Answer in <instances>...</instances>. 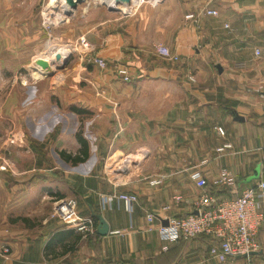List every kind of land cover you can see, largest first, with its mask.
I'll return each instance as SVG.
<instances>
[{
  "label": "crops",
  "instance_id": "crops-1",
  "mask_svg": "<svg viewBox=\"0 0 264 264\" xmlns=\"http://www.w3.org/2000/svg\"><path fill=\"white\" fill-rule=\"evenodd\" d=\"M83 3L62 34L69 42L85 35L92 49L74 54L61 79L48 78L42 89L28 90L29 100L15 96V111L25 108L32 120L19 123L22 133L15 141L13 191L21 228L11 236L0 231L13 247L8 264H264V222L260 252L222 262L210 252L215 239L200 234L170 242L150 229L159 220L147 218L149 211L158 217L194 211L204 191L191 179L195 168L212 195L227 190L215 182L222 168L232 172L235 185H251L260 177L264 0H159L126 16ZM206 6L219 14H205ZM188 13H196L198 21L187 19ZM158 43L168 45L178 60L160 55ZM94 55L105 58L107 67L95 64ZM119 64L129 67L130 81L118 72ZM165 97L174 101L167 104ZM54 115L63 121L52 120ZM79 135L88 156L74 161L85 156ZM25 143L26 152L20 150ZM228 143L231 147L220 150ZM105 153L131 156L135 165L109 164ZM121 194L137 199L126 202ZM66 196L77 199L80 215L93 217L97 228L96 214L103 215L109 233L85 237L52 217L54 201Z\"/></svg>",
  "mask_w": 264,
  "mask_h": 264
},
{
  "label": "rangeland",
  "instance_id": "rangeland-1",
  "mask_svg": "<svg viewBox=\"0 0 264 264\" xmlns=\"http://www.w3.org/2000/svg\"><path fill=\"white\" fill-rule=\"evenodd\" d=\"M146 2H154V0H144L142 3H140V0H131L128 3L116 1L117 5L115 6L117 7H114L112 10L118 12L120 16L132 15ZM56 4H59L56 0H39L38 2H35V0H0V231L6 229L9 236H11V232L15 228H21V225L16 223L19 220L17 218L20 216L16 214L15 195L13 191L15 183L14 172L16 169L15 146L17 145L14 140L22 133L19 123L29 124L32 120L30 119V115L23 113L25 112L23 110L25 108L21 107L18 110L20 111L19 113L15 111V96L18 95L20 101H27L30 99L27 93L28 90H34L36 86L42 89V82H46L48 78L55 77L57 80L59 78L61 79L69 60L74 57L73 55L69 56L64 68H61L63 61L60 62L62 64H59L57 60H54L56 62L52 63L48 69L42 68L37 63L39 58H46L52 55L53 50L63 47L69 42L65 38L66 34L64 36L62 34L65 22H60V18L55 17L57 12L61 10L60 7H54ZM83 4V6L96 5L103 9H109L111 7L109 2L103 0H85ZM50 10L53 11L50 13ZM47 16H49L48 22ZM164 100L168 104L170 103L169 101L173 102L174 98L165 97ZM178 100L181 101V104L185 101L179 93ZM4 102H6L5 105L2 104ZM152 107H155V105ZM53 119L54 121H63V117L58 115H54ZM217 126L219 125L217 124L215 127ZM200 135H204L202 131H200ZM26 145L25 143L19 149L26 152L28 150V145ZM178 149L182 153L190 152L189 147L178 146ZM199 151L201 152V146L199 147ZM105 156H107L105 162L109 164L120 161L122 165L123 163L126 165L131 164L130 166L133 165V167L135 165V162L132 161L133 157L131 156L130 158L121 154L115 156L106 154ZM115 167L112 170L116 173L117 168ZM117 167L119 166L117 165ZM1 170H6L9 177L4 178ZM5 180L7 183H5ZM1 235L0 248L3 244L9 245L10 256L7 259L2 255L0 250V264H8L12 259L13 247L10 240L7 238L4 240L3 236L5 235ZM102 264L113 263L106 261L102 262Z\"/></svg>",
  "mask_w": 264,
  "mask_h": 264
},
{
  "label": "built area",
  "instance_id": "built-area-1",
  "mask_svg": "<svg viewBox=\"0 0 264 264\" xmlns=\"http://www.w3.org/2000/svg\"><path fill=\"white\" fill-rule=\"evenodd\" d=\"M56 1L59 4L54 5V7H60L61 10L57 12L55 17H59L60 22H66L72 17V15L67 14L70 6L66 0ZM157 1L159 0H154V2ZM52 11L50 10V13ZM61 12H64L63 17L60 16ZM204 13L218 15L219 10L206 6ZM186 18L192 19L195 22L198 21L196 13H188ZM61 48L70 50L67 57L69 58V56L76 53L90 51L92 44L87 36L83 35L76 41L67 42ZM156 49L160 55L167 59L178 60L179 58L178 54L164 43H158ZM256 53L260 54L261 51L258 49ZM52 56L50 55L45 58L51 65L54 63L51 59ZM92 61L104 68L108 65L107 60L99 55H94ZM117 68L125 81L131 80V71L128 66L119 64ZM188 75L190 79L195 80L194 74L190 73ZM216 130L220 134L225 133V129L222 126H217ZM226 147H231V144H225L220 150ZM190 176L204 190L194 203V211L198 210V213L193 211L186 216L166 215L158 217L155 212L149 211L147 218L150 221L154 219L159 220L158 224L155 227H150V229L158 230L161 237L170 242L178 241L180 238H192L201 233L211 235L215 239V243L210 248L211 255L222 262L230 257L248 254L250 251H259L260 241L258 233L264 222V168H262L260 177L251 185H247L240 194L222 200L209 193L206 188L208 184L207 178L200 169L196 168L192 170ZM215 182L220 185H235L236 179L229 169L222 168ZM121 197L126 202L137 199V195L135 194H121ZM180 199V195L176 196V200ZM164 208L169 209L170 206L167 205ZM51 216L63 221L65 225L82 233L85 237L97 233L96 220L91 216L80 215L78 201L73 196L57 198ZM164 220H167L168 224H165ZM0 250L2 255L8 259L10 256V246L3 244Z\"/></svg>",
  "mask_w": 264,
  "mask_h": 264
},
{
  "label": "water",
  "instance_id": "water-1",
  "mask_svg": "<svg viewBox=\"0 0 264 264\" xmlns=\"http://www.w3.org/2000/svg\"><path fill=\"white\" fill-rule=\"evenodd\" d=\"M68 5L70 6V9L67 11V14L68 15H73L75 10L79 7V5L81 3H83L85 0H66ZM117 1H123V2H130L131 0H117ZM110 9H114V7H110ZM118 9V8H117ZM59 57V55H58ZM68 61V58L65 59V61L63 62V64L61 65V68H64L65 67V64L66 62ZM37 63L42 66V68L44 69H48L49 67H51V64L50 62L45 59V58H39ZM236 119H241V120H244V117L241 116V115H236ZM261 170V165H259L255 171V176L254 177H257ZM195 213H198V210H195L194 211ZM96 216L99 218L100 222H99V225H98V228H97V231L98 233L102 234V235H106L109 233L110 231V226H109V223L106 221V219L103 217V215L101 214H96ZM164 223L165 224H168V221L167 220H164ZM258 252L260 251H250L248 254H245V255H253V254H257Z\"/></svg>",
  "mask_w": 264,
  "mask_h": 264
},
{
  "label": "trees",
  "instance_id": "trees-1",
  "mask_svg": "<svg viewBox=\"0 0 264 264\" xmlns=\"http://www.w3.org/2000/svg\"><path fill=\"white\" fill-rule=\"evenodd\" d=\"M79 137V139L83 142V146H84V149L82 150V153L85 155L84 157H80V156H76V157H73V160L74 161H78V160H81V159H83V158H85V157H87L88 156V146H87V142L85 141V139H84V137L83 136H81V135H79L78 136ZM247 185H245V183L244 182H241V183H238L237 182V184L236 185H228V186H226L227 187V190H224L223 188H226L225 186L222 188L223 190H220V191H216L215 192V190L214 191H212V193L216 196V197H218L220 200H222V199H225V198H228V197H232L231 196V194H233V193H236V190H238L240 193L243 191V189L246 187ZM239 193V194H240ZM234 197V196H233ZM202 235H205V236H207V237H210V238H212V236L211 235H208V234H205V233H201ZM198 235H200V234H198ZM197 236V235H196ZM195 237V236H194ZM193 238V237H192ZM189 239H191V238H180V240H189ZM180 240H178V241H180Z\"/></svg>",
  "mask_w": 264,
  "mask_h": 264
},
{
  "label": "bare ground",
  "instance_id": "bare-ground-1",
  "mask_svg": "<svg viewBox=\"0 0 264 264\" xmlns=\"http://www.w3.org/2000/svg\"><path fill=\"white\" fill-rule=\"evenodd\" d=\"M102 1V0H101ZM103 1H107V2H109L110 3V5H111V7H117V6H115V5H117L116 4V1L117 0H103ZM142 2V0H140V3ZM113 5V6H112ZM124 11H125V9H124ZM60 16L61 17H63L64 16V13H60ZM52 21V20H51ZM53 22V21H52ZM54 48V47H53ZM69 53H70V50L69 49H64V48H57V49H55V50H53V56H52V60L54 61V60H57V63H59V64H62L64 61H65V59L68 57V55H69ZM58 55H59V57H58ZM63 61V62H62ZM54 62H56V61H54ZM60 62H62V63H60Z\"/></svg>",
  "mask_w": 264,
  "mask_h": 264
}]
</instances>
